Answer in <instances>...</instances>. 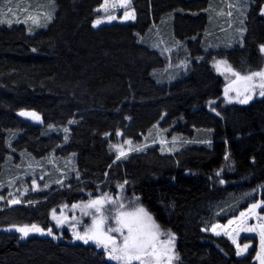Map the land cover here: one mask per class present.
Instances as JSON below:
<instances>
[{
	"label": "trees",
	"instance_id": "trees-1",
	"mask_svg": "<svg viewBox=\"0 0 264 264\" xmlns=\"http://www.w3.org/2000/svg\"><path fill=\"white\" fill-rule=\"evenodd\" d=\"M103 1L50 0L52 20L42 30L0 24V186L29 158L57 150L76 156L84 181L42 195L36 205L2 201L0 264H116L68 234L23 237L16 227L49 228L56 206L82 190H104L118 169L108 136L136 139L157 126L183 135V148L132 159L125 176L159 226L176 237L178 264H264V97L225 104L223 78L211 63L224 58L241 73L263 65L264 0H252L242 47L210 53L213 0H134L135 22L95 28ZM157 29L187 65L170 79L168 57L153 47ZM22 111L39 113L42 124ZM67 127V142L50 131ZM228 203L229 212L214 215ZM254 204L260 207L249 212Z\"/></svg>",
	"mask_w": 264,
	"mask_h": 264
},
{
	"label": "rangeland",
	"instance_id": "rangeland-1",
	"mask_svg": "<svg viewBox=\"0 0 264 264\" xmlns=\"http://www.w3.org/2000/svg\"><path fill=\"white\" fill-rule=\"evenodd\" d=\"M133 4L134 0H104L96 8L97 17L93 22V26L98 28L105 24L135 22L137 14ZM51 5L50 0H4L0 4V24L13 25L15 23H25L32 29L42 30L52 20ZM212 6L210 30L206 33V39L208 38L209 43L206 50L207 53L234 49L237 46L242 47L247 31L246 23L250 7L252 6V0H213ZM262 11L264 15V6ZM133 15L134 19L129 18ZM111 17H114V19H111ZM97 20L102 22L97 25ZM152 40L154 42L153 47L168 57L169 64L166 70L169 79L170 77L172 78L184 73L187 65L182 61V57H179L178 49L172 46L173 43L170 42L169 36L164 34L161 29H157ZM262 52L264 54V46H262ZM221 61L225 63H218ZM211 63L215 73L223 78L224 84L221 99L225 104L240 103L239 101L248 95L252 97L248 102L255 98L264 97L259 95L261 91L259 87L261 83L260 77L254 76L251 81L241 79L253 73L264 71V63L258 70L246 73L235 70L224 58L215 57ZM229 67L231 71L227 70ZM234 73L238 75H234ZM252 85H255V87H252ZM218 102L221 101H213L214 104H217L215 105L217 109L221 108ZM22 112L35 113L38 119L27 115L20 116L32 124H42L43 119L39 113L34 111ZM50 131L55 132L57 136L64 135L67 138L66 142L69 141V138L66 136L69 127L51 129ZM108 137L114 139L109 152L113 156V162L117 165L118 169L105 181L104 185H106V188L104 190H96L94 193L82 190L73 202L62 203L52 210L51 227L35 226L43 230L40 234L51 230L52 234H48L47 236L55 239L62 238L68 234L74 242L92 244L98 250L104 252L109 261L120 264L118 261L109 259V248L111 245H109V248H105L102 245H97L93 240L85 243L83 240L76 238L77 234L84 236L85 233H89V229L95 226L94 217L100 216V213L96 212L95 208L85 207V205H88L93 200L105 199L102 209L105 217L103 225L105 230L109 226H115L116 221L113 217L117 215L118 209L120 211L131 212L134 208L142 207L148 212L133 190V185L130 184L131 180L125 176L128 170L127 167L132 159H137L138 157L148 160L156 154L159 157L175 155L183 148L185 138L183 135L171 131L170 128L159 126L152 132H149L148 135L136 139L130 138L123 132L117 133L114 137L110 135ZM195 143H199V141H195ZM65 153L57 150L45 156L41 155L42 158L34 156L35 158H29L27 162L19 165L18 169H20V172L8 178L0 186V203L5 201L11 206L23 203L25 205H36V198L42 197V195L49 196L61 189L83 185L84 181L78 168L76 156ZM34 198L35 200H30ZM121 205L123 206L122 208L120 207ZM231 207L232 204L228 203L223 209L215 211L214 215L221 216L224 212H229ZM54 215L55 218H53ZM201 215L199 221L205 223L204 217ZM152 219L155 224L159 225L153 216ZM24 226H18L16 230L18 231V229ZM28 227L30 228L31 226ZM159 230L161 233L168 234L161 235L160 240L168 241L171 238V243L159 246L165 254L160 257L158 264H178L179 253L176 237L160 226ZM19 232L21 236L25 237L21 231ZM30 233H35V231H30L28 234ZM111 235L117 237L118 243L122 239L118 233H111ZM85 238L87 239V236ZM146 259L152 258L146 257ZM132 264H140V262L133 261ZM152 264H156V262L153 260Z\"/></svg>",
	"mask_w": 264,
	"mask_h": 264
},
{
	"label": "snow or ice",
	"instance_id": "snow-or-ice-1",
	"mask_svg": "<svg viewBox=\"0 0 264 264\" xmlns=\"http://www.w3.org/2000/svg\"><path fill=\"white\" fill-rule=\"evenodd\" d=\"M10 11V9H9ZM127 15V14H126ZM129 18L134 19V15ZM114 19V17H111ZM102 21L97 20L96 24H100ZM218 63H225L223 61ZM231 71L230 67L227 69ZM234 75H238L235 74ZM254 76L261 78V83L259 87L261 91L259 95L264 96V71L256 72L252 75L242 77L246 81H251ZM255 87V85H252ZM227 94V90H226ZM251 95L246 96L244 99L240 100V103H247L251 99ZM20 115L31 116L37 118L35 113H25L21 112ZM67 131V130H66ZM129 143H131L129 141ZM119 159V157H117ZM105 199L93 200L85 207H93L96 212L100 213L99 217H94L95 226L92 229H89V233H85L84 236L77 234V239L83 240L85 243H88L89 240H93L97 245H102L105 248H109V259L120 262V264H132L133 261H139L140 264H152L154 260L158 264L160 257L165 254L159 246L165 243H171V238L168 241H161V235H168L167 233H161L159 230V225L155 224L152 219V216L142 207L134 208L131 212H125L117 210V215L113 217L116 221L115 226H109L106 230L103 228L105 217L103 215V205ZM123 207L122 205L120 206ZM260 207L258 204L252 205V208L249 209V212H254L256 208ZM241 217H246L245 213H241ZM55 218V215L54 217ZM59 223V221H58ZM234 223V221H229V224ZM241 223H244V220H241ZM42 232V229L37 228L35 225H32L30 228L24 226L18 231H21L25 236L28 235L30 231ZM215 230V229H213ZM242 230L246 231H256L255 228H244ZM260 240H261V250L264 251V224L260 225ZM111 233H118L122 238L119 243L117 242V237L111 235ZM48 234L51 235V230L48 231ZM220 233L217 232V235ZM87 236V239L85 238ZM248 246L245 245L244 249ZM242 249L241 251H243ZM240 254V253H238ZM152 258V259H146ZM171 259V258H169Z\"/></svg>",
	"mask_w": 264,
	"mask_h": 264
},
{
	"label": "water",
	"instance_id": "water-1",
	"mask_svg": "<svg viewBox=\"0 0 264 264\" xmlns=\"http://www.w3.org/2000/svg\"><path fill=\"white\" fill-rule=\"evenodd\" d=\"M35 233H41V232L35 231ZM45 234H46V235H48V231H47V232H45Z\"/></svg>",
	"mask_w": 264,
	"mask_h": 264
}]
</instances>
